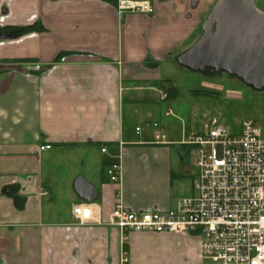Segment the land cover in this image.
Returning <instances> with one entry per match:
<instances>
[{
    "label": "crops",
    "instance_id": "1",
    "mask_svg": "<svg viewBox=\"0 0 264 264\" xmlns=\"http://www.w3.org/2000/svg\"><path fill=\"white\" fill-rule=\"evenodd\" d=\"M117 1L0 0V264H118L121 233L108 222L117 190L128 209L164 211L195 193L191 147L180 143L193 130L164 114L179 94L174 66L256 89L216 69V42L202 43L219 0H153L151 13ZM225 3L236 16L240 0ZM197 46L191 63L208 64L182 65ZM170 86L176 98L161 100ZM152 122L166 143L154 142ZM113 161L117 185L106 174ZM78 176L96 188L94 200L79 197ZM75 203L90 204L92 219L79 223ZM199 243L198 231H130L124 248L129 264H212Z\"/></svg>",
    "mask_w": 264,
    "mask_h": 264
},
{
    "label": "built area",
    "instance_id": "2",
    "mask_svg": "<svg viewBox=\"0 0 264 264\" xmlns=\"http://www.w3.org/2000/svg\"><path fill=\"white\" fill-rule=\"evenodd\" d=\"M119 10L144 13L154 11L153 0H118ZM168 92L162 90L160 99ZM172 115V110L165 111ZM153 140L166 143V133L158 122ZM136 133L141 126L135 127ZM181 144L191 147L197 172L193 180L195 193L177 199L167 210L128 209L121 202L120 191L114 196L108 222L120 233L118 264H129L124 248L130 231L200 234L199 251L212 264H264V135L252 118H243L238 129H231L212 117L200 130L185 134ZM41 145L39 149H49ZM105 151V147L101 148ZM106 174L108 182L119 184L122 167L111 162ZM71 213L79 223L92 219L88 203H75Z\"/></svg>",
    "mask_w": 264,
    "mask_h": 264
},
{
    "label": "rangeland",
    "instance_id": "3",
    "mask_svg": "<svg viewBox=\"0 0 264 264\" xmlns=\"http://www.w3.org/2000/svg\"><path fill=\"white\" fill-rule=\"evenodd\" d=\"M259 8H264V0H255ZM175 86L179 94L174 104L164 102L166 110L171 109L175 116L168 121L174 125L186 126L187 130H198L202 123L212 117L223 125L240 124L243 118H252L261 127L264 135V88L254 89L227 75L207 76L174 66ZM192 90H209L210 95L193 94ZM194 113V115H193ZM189 132V131H188ZM71 167L66 171L72 172ZM66 173V172H65ZM61 177H63L61 175Z\"/></svg>",
    "mask_w": 264,
    "mask_h": 264
},
{
    "label": "water",
    "instance_id": "4",
    "mask_svg": "<svg viewBox=\"0 0 264 264\" xmlns=\"http://www.w3.org/2000/svg\"><path fill=\"white\" fill-rule=\"evenodd\" d=\"M240 2L242 3L240 7L235 9L236 16L228 10L225 0L217 2L207 19L202 43L212 45L216 42L214 52L224 58L222 63L214 65L216 69H225L252 87L262 89L264 79L257 83L249 81L239 70L247 66L253 67L258 73H264V12L251 5L252 0H240ZM215 21L214 36L211 40L209 32ZM197 49L198 46L184 53L179 58V62L191 69L208 64L191 63V58L198 56ZM74 187L79 197L85 201H92L97 196L96 188L82 176L75 179Z\"/></svg>",
    "mask_w": 264,
    "mask_h": 264
},
{
    "label": "flooded vegetation",
    "instance_id": "5",
    "mask_svg": "<svg viewBox=\"0 0 264 264\" xmlns=\"http://www.w3.org/2000/svg\"><path fill=\"white\" fill-rule=\"evenodd\" d=\"M242 75H244V78L252 81V82H260L264 79V73H258L257 71H254L253 67H242L241 70H239Z\"/></svg>",
    "mask_w": 264,
    "mask_h": 264
},
{
    "label": "trees",
    "instance_id": "6",
    "mask_svg": "<svg viewBox=\"0 0 264 264\" xmlns=\"http://www.w3.org/2000/svg\"><path fill=\"white\" fill-rule=\"evenodd\" d=\"M164 90H166L168 92V96H167V100H173L176 98L177 96V89L173 86H170V87H165ZM199 92V91H198ZM199 93H203V94H209L211 92L209 91H206V90H200Z\"/></svg>",
    "mask_w": 264,
    "mask_h": 264
}]
</instances>
